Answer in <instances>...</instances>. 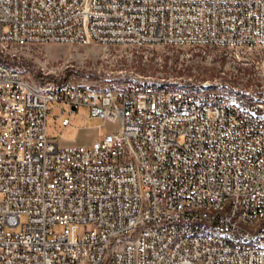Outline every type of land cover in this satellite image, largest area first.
<instances>
[{"label": "built area", "instance_id": "obj_1", "mask_svg": "<svg viewBox=\"0 0 264 264\" xmlns=\"http://www.w3.org/2000/svg\"><path fill=\"white\" fill-rule=\"evenodd\" d=\"M93 42L237 55L264 47V0H0V57ZM4 58L0 264H264V101L152 75L60 85ZM55 101L119 125L64 143Z\"/></svg>", "mask_w": 264, "mask_h": 264}, {"label": "rangeland", "instance_id": "obj_2", "mask_svg": "<svg viewBox=\"0 0 264 264\" xmlns=\"http://www.w3.org/2000/svg\"><path fill=\"white\" fill-rule=\"evenodd\" d=\"M9 58L4 60L19 66L31 79H50L60 85L84 83L97 87L116 81L115 75H121L122 79L152 75L172 82L178 80L187 86L209 82L238 88L264 101V47L259 46L244 47L236 55L234 51L218 47L154 45L137 49L124 45L107 47L95 42L47 43L24 49L15 60ZM64 117L71 118L70 124H62ZM118 125V122L90 117L86 106L72 110L68 102H50L49 136L61 134L64 143H91L103 130L111 131ZM88 227L82 224L80 232Z\"/></svg>", "mask_w": 264, "mask_h": 264}, {"label": "water", "instance_id": "obj_3", "mask_svg": "<svg viewBox=\"0 0 264 264\" xmlns=\"http://www.w3.org/2000/svg\"><path fill=\"white\" fill-rule=\"evenodd\" d=\"M71 107H72V109H74V110H77V108H78V107L75 106V105H72Z\"/></svg>", "mask_w": 264, "mask_h": 264}, {"label": "crops", "instance_id": "obj_4", "mask_svg": "<svg viewBox=\"0 0 264 264\" xmlns=\"http://www.w3.org/2000/svg\"><path fill=\"white\" fill-rule=\"evenodd\" d=\"M71 119V118H70ZM104 131V130H103Z\"/></svg>", "mask_w": 264, "mask_h": 264}, {"label": "trees", "instance_id": "obj_5", "mask_svg": "<svg viewBox=\"0 0 264 264\" xmlns=\"http://www.w3.org/2000/svg\"><path fill=\"white\" fill-rule=\"evenodd\" d=\"M0 60H2V59H0Z\"/></svg>", "mask_w": 264, "mask_h": 264}]
</instances>
